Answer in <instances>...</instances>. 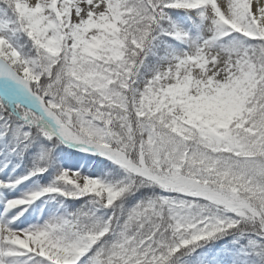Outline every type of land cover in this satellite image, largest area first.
<instances>
[{"label":"snow or ice","instance_id":"6c2138e0","mask_svg":"<svg viewBox=\"0 0 264 264\" xmlns=\"http://www.w3.org/2000/svg\"><path fill=\"white\" fill-rule=\"evenodd\" d=\"M0 264H264V0H0Z\"/></svg>","mask_w":264,"mask_h":264}]
</instances>
